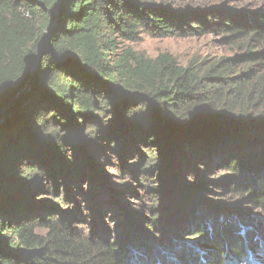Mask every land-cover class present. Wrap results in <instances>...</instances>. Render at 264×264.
I'll use <instances>...</instances> for the list:
<instances>
[{
  "label": "trees",
  "instance_id": "trees-1",
  "mask_svg": "<svg viewBox=\"0 0 264 264\" xmlns=\"http://www.w3.org/2000/svg\"><path fill=\"white\" fill-rule=\"evenodd\" d=\"M199 14L166 0H0V106L25 85L0 118V264L264 261V218L249 213H264V10ZM209 30L246 51L183 66L169 52L118 49L143 32ZM99 138L98 155L113 160L147 150L133 166L145 181L173 170L170 161L180 176L218 166L238 199L226 216L166 191L128 233L75 228L69 203L84 209L72 193Z\"/></svg>",
  "mask_w": 264,
  "mask_h": 264
},
{
  "label": "rangeland",
  "instance_id": "rangeland-1",
  "mask_svg": "<svg viewBox=\"0 0 264 264\" xmlns=\"http://www.w3.org/2000/svg\"><path fill=\"white\" fill-rule=\"evenodd\" d=\"M166 1L179 8L181 12L196 15L197 19H202V14H199L202 10L213 11L214 14H211L213 16L209 17L217 21L218 18L216 17L220 14L234 13L239 16L264 10V0ZM192 24L194 25V23ZM118 49L120 52L123 49H131L152 58L160 53L169 52L176 56L183 66H187L190 61H205L204 65L215 63L222 58L235 57L246 51L245 44L233 43L213 30L191 36L168 37H158L143 32L138 34L136 39H119ZM245 68V65L238 66L236 73L244 71ZM257 143L264 147V137H260ZM96 145H99L100 148L96 147L97 149H94L96 154L87 159L90 161L85 164L84 174L78 180V185L72 193L73 199L84 205V209H77L74 201L69 203L71 211H74L72 215L75 217L72 224L75 223V228H86L88 231L96 232L97 234L116 235L122 231H127L128 233L133 224H136L137 219L152 216V212H149V210L155 201L153 196L162 194L163 197H166L164 194L166 191L167 196L170 197H173V194L176 193V196L183 195L184 201H187L186 199H194L192 208L195 211L196 209L200 210V207L201 210H204V208L209 211L214 209L218 213L219 211L223 212V215L226 216L229 214L228 209L230 206L238 199V195L230 190L231 183L227 181L228 173L218 166L208 170V168H202V166L196 164L193 170H188L190 167H186L180 176L174 170L176 164L170 161V165H174L173 170H166L163 177H157L153 173L150 175L149 180L145 181L142 179L143 173L140 170L136 173L133 172V166L140 163L143 156L145 158L148 156L147 150H142L143 154L136 153L124 159H121L120 156V158L113 160L115 158L113 153L103 151L102 155H98V149L103 150L101 148L106 145L101 138L96 141ZM130 164L131 166H129ZM180 178L181 180H179ZM37 195L35 196L36 199L40 197ZM44 198L52 206L57 205V202L50 195L45 194ZM43 199H40L39 202H43L42 204L49 207L50 204L48 205L46 201H42ZM175 201L173 204L177 207ZM192 208L186 211L189 212ZM251 209L249 213L264 218V213L260 210H256L253 207ZM177 210L179 213L183 211V209L179 208ZM181 223V218L178 217L176 224ZM236 228V231H241L242 229L240 224ZM183 239L192 241L191 237ZM253 264H264V261L260 260L258 263Z\"/></svg>",
  "mask_w": 264,
  "mask_h": 264
},
{
  "label": "water",
  "instance_id": "water-1",
  "mask_svg": "<svg viewBox=\"0 0 264 264\" xmlns=\"http://www.w3.org/2000/svg\"><path fill=\"white\" fill-rule=\"evenodd\" d=\"M24 90H25V85L11 99L2 103V105L0 106V118L5 114V112L10 108V106L14 104L16 99L19 96H21Z\"/></svg>",
  "mask_w": 264,
  "mask_h": 264
}]
</instances>
